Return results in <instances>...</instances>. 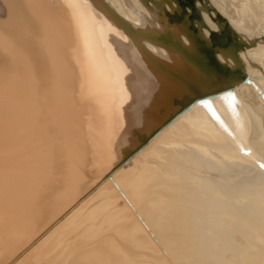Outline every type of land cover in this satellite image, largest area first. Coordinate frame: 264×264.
Wrapping results in <instances>:
<instances>
[{"label": "bare ground", "instance_id": "6f19581e", "mask_svg": "<svg viewBox=\"0 0 264 264\" xmlns=\"http://www.w3.org/2000/svg\"><path fill=\"white\" fill-rule=\"evenodd\" d=\"M163 2L0 0V264H264V0H207L244 45L184 107Z\"/></svg>", "mask_w": 264, "mask_h": 264}, {"label": "water", "instance_id": "95a60500", "mask_svg": "<svg viewBox=\"0 0 264 264\" xmlns=\"http://www.w3.org/2000/svg\"><path fill=\"white\" fill-rule=\"evenodd\" d=\"M160 1L161 4L163 1L171 5L174 4L176 8L172 13L165 10L164 22L168 26V29L159 33L157 39L160 40L162 44L164 43L163 45H169L171 48L177 47L180 50L183 49L184 52L189 55V60L185 59L183 62L187 61L188 63H186L195 69L196 75H201L200 78H194L191 77V75L185 74L182 70L164 67V74L176 80L181 88V94L174 98L172 105L180 107L186 105L192 106L193 104H201L211 98L225 94L233 95V86H231L230 83H232L231 79H235L232 77V73L236 71H234L235 69L232 70L228 64L220 63L216 60L217 54H224L235 61L238 59V51L228 46V43L231 42L232 39H230L227 34V30L234 34L236 39L235 42L244 45L229 26V23L222 17H218V19L211 18V21L217 25V30H211L210 34L205 37L201 34V28L205 25L201 11L202 9L206 11V8H208V4H206L207 0ZM189 4L193 8V11L198 13L197 18L193 16V12L188 8ZM174 19H182L185 23L174 22ZM174 26L179 28L182 38L186 39L188 43H184V40L172 35L170 28ZM200 43L203 44L204 48L201 47ZM204 49L210 51L211 56L205 53ZM250 82L249 77L246 76L240 83L250 84ZM255 86L258 87L256 84ZM257 93L261 95V98L264 100V93L262 90L259 89ZM137 137L138 140H142L141 143L146 142L145 138L141 136ZM243 152L245 153L246 151ZM261 168H264V165H262Z\"/></svg>", "mask_w": 264, "mask_h": 264}, {"label": "rangeland", "instance_id": "374dc122", "mask_svg": "<svg viewBox=\"0 0 264 264\" xmlns=\"http://www.w3.org/2000/svg\"><path fill=\"white\" fill-rule=\"evenodd\" d=\"M27 233H28V235H33L34 234V232H32V230H27ZM34 237H35V235H34ZM33 239V238H32ZM5 257V256H4ZM5 264V263H4Z\"/></svg>", "mask_w": 264, "mask_h": 264}]
</instances>
